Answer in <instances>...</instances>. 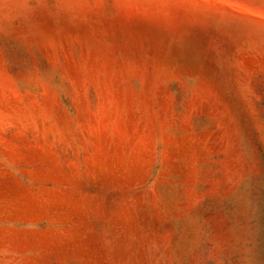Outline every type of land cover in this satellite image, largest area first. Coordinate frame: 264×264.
<instances>
[{"label": "rangeland", "instance_id": "obj_1", "mask_svg": "<svg viewBox=\"0 0 264 264\" xmlns=\"http://www.w3.org/2000/svg\"><path fill=\"white\" fill-rule=\"evenodd\" d=\"M0 264H264V0H0Z\"/></svg>", "mask_w": 264, "mask_h": 264}]
</instances>
